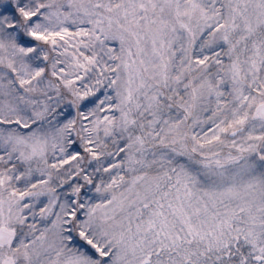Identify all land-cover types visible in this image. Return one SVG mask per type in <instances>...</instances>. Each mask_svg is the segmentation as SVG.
Here are the masks:
<instances>
[{"label":"snow or ice","instance_id":"snow-or-ice-1","mask_svg":"<svg viewBox=\"0 0 264 264\" xmlns=\"http://www.w3.org/2000/svg\"><path fill=\"white\" fill-rule=\"evenodd\" d=\"M0 264H264V0H0Z\"/></svg>","mask_w":264,"mask_h":264}]
</instances>
